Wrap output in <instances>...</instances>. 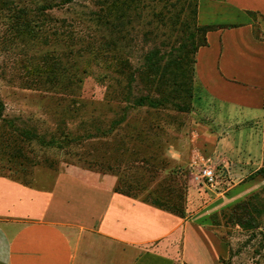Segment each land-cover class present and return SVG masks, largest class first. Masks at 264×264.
Wrapping results in <instances>:
<instances>
[{"label": "rangeland", "instance_id": "obj_1", "mask_svg": "<svg viewBox=\"0 0 264 264\" xmlns=\"http://www.w3.org/2000/svg\"><path fill=\"white\" fill-rule=\"evenodd\" d=\"M184 2L156 3L142 18L129 14L133 22H121L124 32L117 35L115 47L112 34L90 17L96 11L90 0L57 6L47 10L46 17L41 13L33 19L35 29L44 28L36 38L33 28L31 35H24L22 15L14 17L12 7L0 6V99L5 105L0 125H4L3 140L10 139L12 132L22 137L21 151H13V144L7 148L8 142L0 146V177L45 185L60 171L78 167L115 176L126 192L135 190L142 196L154 189L155 196L169 192L185 209L188 182L199 184L201 170L212 168L218 179L210 195L233 190V201L213 210L208 224L228 252L223 264H264L262 228L244 231L229 220L235 205L252 196H260L259 205L264 203V178L257 175L264 167V161L259 167L263 123L243 127L247 135L236 145L230 138L237 150L230 166L217 164L218 159L205 154L195 141V147L212 160L200 169L182 168L173 159L174 148L188 152L192 140H200L193 134L194 76L190 97L172 98L176 106L173 102L157 108L134 105L137 98L149 94L143 68L150 51L156 49L169 60L170 54L179 55L180 46L192 51L206 38L198 20L199 5L194 20ZM28 7L37 8L33 2ZM160 11L164 17H157ZM53 67L51 77L47 72ZM244 188L248 193L235 196ZM202 198L200 207L206 202Z\"/></svg>", "mask_w": 264, "mask_h": 264}, {"label": "crops", "instance_id": "obj_2", "mask_svg": "<svg viewBox=\"0 0 264 264\" xmlns=\"http://www.w3.org/2000/svg\"><path fill=\"white\" fill-rule=\"evenodd\" d=\"M198 20L208 28L194 70L193 134L200 140L188 152L174 148L173 159L200 169L213 154L228 167L237 157L231 137L238 144L256 121L264 133V0H201ZM262 154L259 167L264 142ZM120 185L78 167L45 185L0 177V264H223L228 252L208 224L213 210L233 201L232 188L210 195L214 187L204 180L189 181L182 218Z\"/></svg>", "mask_w": 264, "mask_h": 264}, {"label": "trees", "instance_id": "obj_3", "mask_svg": "<svg viewBox=\"0 0 264 264\" xmlns=\"http://www.w3.org/2000/svg\"><path fill=\"white\" fill-rule=\"evenodd\" d=\"M75 0H0V6H4L3 10L9 9V7L13 8L12 12H15L14 17L17 15H22L23 20L25 22L24 26V35L28 36L33 34L36 38L40 31H43V27L36 28L34 22L37 23V18H40L41 13L42 17H46L44 14L47 10H52L57 6H63L67 3L74 2ZM96 11L92 12L90 15L91 18L96 22L99 27H105L108 33L112 34L111 43L112 46H116L114 42L117 41L118 37L123 35V29L121 27V22L127 20L128 25L132 24V18L130 15L137 14V16H141V14L146 10L150 9L152 5L169 0H90ZM185 8L191 11V15H193L194 20H196L197 10H198V0H184ZM34 3L37 8L28 7V3ZM41 5L42 7H40ZM158 5V4H157ZM156 5V6H157ZM23 6V7H22ZM152 9H155L153 7ZM33 10V11H31ZM40 10V12H39ZM163 11H160L156 16L160 17ZM129 15V16H128ZM21 17V18H22ZM166 17V15H165ZM139 18H142L139 17ZM37 19V20H33ZM193 20V19H192ZM193 20V21H194ZM35 25V26H33ZM27 28H30L27 30ZM201 32H206L207 27H201ZM18 30V29H17ZM17 30L15 32H17ZM19 32V36H24ZM205 43V38L203 39L202 44L193 48L192 51H187L185 46H180V49L177 51L179 55L174 56L173 53L169 55L170 59L165 60L160 52L156 49L149 52L146 56L145 67L143 68L145 71L143 74H146L148 77V81L146 84L148 85L147 89L149 94L146 96H141L137 98L134 105L136 107H142L149 105L151 108H157L158 106H164L170 102H173L172 98L180 99L183 96H188L189 92L192 90V84L189 88V84L191 83L190 77L194 76L195 64H196V53L202 45ZM101 52H105L101 47ZM191 54V57H190ZM188 55V57H187ZM117 62V60H116ZM51 71L47 72L51 77L55 75L54 67L50 68ZM53 79V78H52ZM158 95V96H156ZM174 96V97H172ZM190 97V96H188ZM180 101V100H178ZM176 106L175 102H173ZM5 111V105L3 101L0 99V121H2V117ZM4 135V125H0V146H5V142H8L7 148L13 144V151L20 150L22 148V137L16 134L11 133L12 137L9 139L5 138L3 140ZM9 135V134H8ZM258 176L264 178V167L261 168L257 172ZM25 184V183H22ZM28 185V184H25ZM135 191V190H134ZM126 192V191H125ZM155 189L150 192L146 201L155 203L166 210L184 218L186 216V211L182 205H179L174 199L173 196L170 195H154ZM131 193V192H127ZM170 196V197H169ZM260 200V196H252L251 199L242 201L235 205L232 209V214L229 217V220L233 223L234 226H239L244 231H249L250 229L256 230L257 228H262V236L264 237V222L261 221V218L264 217V203L259 205L257 201ZM261 207V208H260Z\"/></svg>", "mask_w": 264, "mask_h": 264}, {"label": "built area", "instance_id": "obj_4", "mask_svg": "<svg viewBox=\"0 0 264 264\" xmlns=\"http://www.w3.org/2000/svg\"><path fill=\"white\" fill-rule=\"evenodd\" d=\"M200 177L204 180L207 184L212 187H215L217 184L218 176L216 174L215 169L205 167L200 172Z\"/></svg>", "mask_w": 264, "mask_h": 264}]
</instances>
